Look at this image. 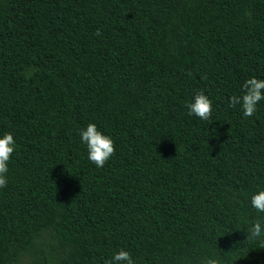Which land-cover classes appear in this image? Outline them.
<instances>
[{
	"label": "trees",
	"instance_id": "obj_1",
	"mask_svg": "<svg viewBox=\"0 0 264 264\" xmlns=\"http://www.w3.org/2000/svg\"><path fill=\"white\" fill-rule=\"evenodd\" d=\"M264 0H0V264H264L250 241L264 187ZM202 91L212 116L185 103ZM112 136L102 168L79 130Z\"/></svg>",
	"mask_w": 264,
	"mask_h": 264
},
{
	"label": "clouds",
	"instance_id": "obj_2",
	"mask_svg": "<svg viewBox=\"0 0 264 264\" xmlns=\"http://www.w3.org/2000/svg\"><path fill=\"white\" fill-rule=\"evenodd\" d=\"M264 100V79L255 76L247 78L240 86L239 94L228 97L230 107L239 108L243 117H252L257 112V106ZM212 100L202 91L193 93L191 100L185 103L186 114L194 116L202 122H208L212 116ZM79 141L84 146L86 159L102 168L114 153V140L111 135L102 132L95 122L87 123L78 132ZM17 148L12 132L0 133V188L8 183V163L11 154ZM249 205L257 213L264 214V187L257 188L249 196ZM247 238L250 241L264 242V215L258 216L247 227ZM106 264H134L131 254L124 249L114 252ZM202 264H223L222 258L208 257Z\"/></svg>",
	"mask_w": 264,
	"mask_h": 264
}]
</instances>
